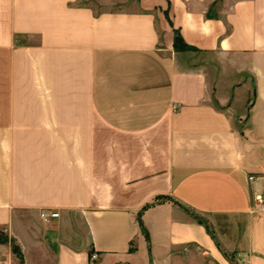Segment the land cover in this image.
Masks as SVG:
<instances>
[{
	"label": "crops",
	"instance_id": "crops-1",
	"mask_svg": "<svg viewBox=\"0 0 264 264\" xmlns=\"http://www.w3.org/2000/svg\"><path fill=\"white\" fill-rule=\"evenodd\" d=\"M92 1L0 0V229L23 264H264V0Z\"/></svg>",
	"mask_w": 264,
	"mask_h": 264
},
{
	"label": "rangeland",
	"instance_id": "rangeland-1",
	"mask_svg": "<svg viewBox=\"0 0 264 264\" xmlns=\"http://www.w3.org/2000/svg\"><path fill=\"white\" fill-rule=\"evenodd\" d=\"M89 4H91L96 10L101 11L104 9H110V8H117V9H133L134 4L131 2V0H125V1H101V2H97V1H92V2H87ZM9 238L8 235L5 231L0 229V244L1 243H5L6 245H8L7 243L9 242ZM10 245V249L12 251V247H16L17 245L13 242L10 241L9 242ZM13 252V251H12ZM15 254V253H14ZM16 257L19 259L20 263L22 264L21 258L19 257V255L15 254Z\"/></svg>",
	"mask_w": 264,
	"mask_h": 264
},
{
	"label": "built area",
	"instance_id": "built-area-1",
	"mask_svg": "<svg viewBox=\"0 0 264 264\" xmlns=\"http://www.w3.org/2000/svg\"><path fill=\"white\" fill-rule=\"evenodd\" d=\"M174 107H176V105H174ZM249 179L250 180H254L255 177L254 176H249ZM255 200H257L259 202V206H260V210L262 212H264V201L262 200L261 196H255ZM41 217L44 218V219H47V218H54V217H57L58 216V213L57 212H41ZM96 258V254H92L90 256V261L92 263V261H94Z\"/></svg>",
	"mask_w": 264,
	"mask_h": 264
},
{
	"label": "trees",
	"instance_id": "trees-1",
	"mask_svg": "<svg viewBox=\"0 0 264 264\" xmlns=\"http://www.w3.org/2000/svg\"><path fill=\"white\" fill-rule=\"evenodd\" d=\"M177 37L178 36H175V41H176ZM138 222H139V225H140L141 229L144 230L139 218H138ZM12 251H13V253L19 255V257L21 258L22 264H23V259H22L21 252L19 251V248L18 247L16 248V247L13 246L12 247Z\"/></svg>",
	"mask_w": 264,
	"mask_h": 264
}]
</instances>
